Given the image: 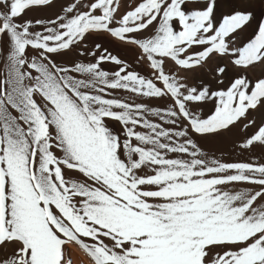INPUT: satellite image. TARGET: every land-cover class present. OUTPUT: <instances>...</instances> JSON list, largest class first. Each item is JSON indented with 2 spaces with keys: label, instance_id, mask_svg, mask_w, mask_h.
<instances>
[{
  "label": "snow or ice",
  "instance_id": "6c2138e0",
  "mask_svg": "<svg viewBox=\"0 0 264 264\" xmlns=\"http://www.w3.org/2000/svg\"><path fill=\"white\" fill-rule=\"evenodd\" d=\"M51 3L0 0V264H71L66 251L70 255L73 243L92 264H264V165L208 161L188 131L150 122L143 105L105 98L106 89L170 96L177 110L152 112L165 124L182 118L200 135L228 129L250 109L264 107V78L253 85L241 76L227 91L210 94L166 74L165 63L191 70L213 54L236 55L226 38L252 14L226 15L216 28L215 0L204 7L198 0H142L116 20L119 0H94L87 12L49 21L44 32L31 31L33 21L20 19ZM150 26L147 39L129 35ZM92 32L137 45L163 86L125 68L110 79L99 63L69 69L50 59ZM194 46L206 47L190 52ZM29 49L37 50L36 57ZM106 60L122 64L111 55L99 57ZM233 64L246 70L264 64V23ZM210 96L219 99L214 114L202 119L189 111V102ZM107 120L121 124L122 136ZM254 142L264 145V128L243 147ZM66 170L84 179L66 178ZM241 182L261 188L223 187Z\"/></svg>",
  "mask_w": 264,
  "mask_h": 264
},
{
  "label": "bare ground",
  "instance_id": "6f19581e",
  "mask_svg": "<svg viewBox=\"0 0 264 264\" xmlns=\"http://www.w3.org/2000/svg\"><path fill=\"white\" fill-rule=\"evenodd\" d=\"M93 2L94 0H52V3L48 6L33 7L26 10V13L20 19L33 21L31 31L44 32L45 27L52 26L48 23L49 21L56 20L61 16L71 17L78 13L87 12L89 11V5ZM140 2H142V0H119L115 19H121L127 11L133 10ZM74 3L77 5L76 10H74L73 13H67L65 11L66 8ZM206 4L207 0H198V5L200 7H204ZM115 6L114 4V7ZM194 6L195 5L192 3H186L184 7L192 8ZM237 11L250 12L252 14V19L244 28L226 38L229 49L235 51L236 55L229 54L220 56L213 54L202 66L195 67L191 70L181 69L176 66L173 61L167 59L165 63L166 74L175 76L180 83L186 84L188 87H196L198 90L207 88L210 94L216 91H227L234 80L241 76H245L253 85L259 79L264 78V64H257L247 70L236 67L233 64V60L238 58V50L242 49L254 39L255 35L258 33L259 25L264 23V0H215L212 18L214 26L218 28L226 15H230ZM95 14H99V10H97ZM37 20L43 21L44 23L42 25H36L34 22ZM112 26L118 27L119 25L113 24ZM212 34H214V32L209 35ZM129 35L140 39H147L153 35V31L150 26L149 29ZM204 47L206 46H194L189 51H202ZM36 54L37 50L29 49V57H36ZM49 55L50 59L59 67L71 69L77 64L88 65L99 63L100 70L107 71L110 79H114L115 73L120 71L121 68H125L127 72H133L146 79H152L157 86H163L162 82L156 79L155 71L151 68L146 54H144L137 45L122 42L112 37L107 32L89 33L85 36L83 41L72 46L68 51ZM102 55L116 57L122 61V64L117 65L107 60L101 63L99 57ZM0 66H2V61H0ZM221 67L225 69L223 74L218 72V69ZM68 74L73 75L76 79H87V77L81 73L70 72ZM121 74L123 75L126 73L122 72ZM106 92L110 93V95L105 98L118 99L131 105H143L146 109L143 115L152 123H159L166 129L175 131L183 129L188 131L189 135L187 138L191 139L197 145L198 150L203 153V157L208 161L216 160L220 163L264 165V145L259 142H254L251 147H243L248 139L253 138L258 134L261 128H264V107L250 109L244 117L231 125L228 129H223L216 133L200 135L194 133L188 125V122L182 118L178 121L177 125H170L165 124L160 116L152 114L155 110H159L162 115L168 109L177 110L170 96L150 98L124 89H106ZM218 103V97L210 96L209 99L203 102H189L187 107L193 114L198 115L202 119H206L214 114ZM10 111L12 115L18 116L15 110L10 109ZM106 123L110 129L122 136V127L119 122L107 120ZM136 130L145 134L149 131L139 125L136 126ZM56 154L58 156L62 155L58 150ZM168 156L169 158L188 159V157L183 154L169 153ZM66 178H72L78 181L84 179L82 174L72 170H66ZM223 187L232 192H254L261 188L259 185L243 182L229 184ZM261 200H264V198H261ZM261 200H258L256 203L260 204ZM68 249L70 250V255L66 251V256L70 259L71 264H92V260L88 254L76 244H70ZM4 255H6V253Z\"/></svg>",
  "mask_w": 264,
  "mask_h": 264
}]
</instances>
